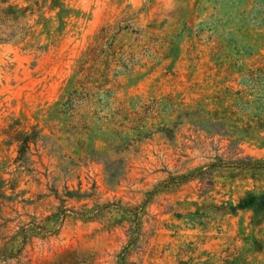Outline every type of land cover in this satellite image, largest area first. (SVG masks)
Here are the masks:
<instances>
[{
	"label": "rangeland",
	"instance_id": "obj_1",
	"mask_svg": "<svg viewBox=\"0 0 264 264\" xmlns=\"http://www.w3.org/2000/svg\"><path fill=\"white\" fill-rule=\"evenodd\" d=\"M0 264H264V0H0Z\"/></svg>",
	"mask_w": 264,
	"mask_h": 264
},
{
	"label": "trees",
	"instance_id": "obj_2",
	"mask_svg": "<svg viewBox=\"0 0 264 264\" xmlns=\"http://www.w3.org/2000/svg\"><path fill=\"white\" fill-rule=\"evenodd\" d=\"M111 32L112 31L110 27H102L100 29L98 44L92 45L88 48L86 56L78 62L77 68L70 78V85L83 87V97L90 94V92H92L94 88L98 89L106 85L111 80L109 77V72L111 70V61H109L108 59H104L103 53L106 50L105 47L100 44L109 40V38L111 37ZM119 71L120 70H117L116 72L118 73ZM26 143L27 139L25 138L19 145V153L22 152ZM245 158L249 161L245 164V166L250 165L251 157L246 156Z\"/></svg>",
	"mask_w": 264,
	"mask_h": 264
}]
</instances>
